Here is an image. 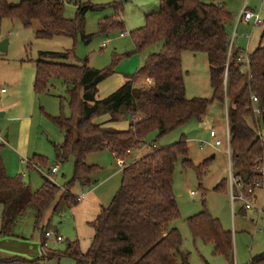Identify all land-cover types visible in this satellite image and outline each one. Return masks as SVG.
<instances>
[{
  "label": "trees",
  "instance_id": "1",
  "mask_svg": "<svg viewBox=\"0 0 264 264\" xmlns=\"http://www.w3.org/2000/svg\"><path fill=\"white\" fill-rule=\"evenodd\" d=\"M64 1L20 0L11 5L0 0V21L17 20L24 27L38 23L35 31L39 40L80 37L88 44L91 35L84 34L85 15L99 11L90 3L75 1L74 19H66ZM227 0H158V9L144 15L142 28L132 32L135 52L147 56L132 78L104 99L97 98L98 85L113 74V68L95 70L67 65L70 53L40 52L35 61L33 90L36 94L48 93L52 81H60L65 88L69 117L62 114L53 122L63 135L60 145H54L58 164L73 160V178L62 188L42 177L37 191L19 177L6 175L0 150V236H9L11 226L28 206L37 210L39 219L51 207L60 203L74 207L78 197L72 195L74 185H91L89 176L94 167L85 162L90 154L108 151L116 161L124 164L135 151L141 150L145 139L155 133V142L169 133L185 127L189 122L200 123L213 103L227 106L230 168L232 177L243 186L261 183L263 175L258 169L264 164V142L260 135L264 129V45L248 53L249 70L241 71L237 58L245 51L235 48L229 52V26L231 15L226 11ZM115 18H106L99 25V34L122 33L124 26L117 17L122 3L110 5ZM260 39L264 38V20ZM203 54L208 64L209 98H186L182 54ZM117 62L114 59L113 64ZM146 80L151 83L147 84ZM251 96L256 97L254 115ZM65 101L64 97H59ZM107 115L106 124H94L95 117ZM127 121L126 130L107 127L119 119ZM180 162L184 170H193L199 187L207 173L208 160L194 166L188 158L186 139L165 147L150 148L139 159L121 170L120 186L109 205L101 210L92 223L94 236L88 250L81 253L78 246L67 245L65 257L74 264H188L187 255L181 252L182 239L176 229L168 226L179 219L173 193V175ZM30 167L45 164L42 157L33 155ZM221 180L213 191L226 190ZM205 196V190L202 191ZM202 211L187 219L194 241L210 245L213 253L233 264L232 235L222 229L202 203ZM243 211H246L244 208ZM41 234V245L44 237ZM16 258L1 259L0 264H18ZM248 264H264V253L253 257Z\"/></svg>",
  "mask_w": 264,
  "mask_h": 264
},
{
  "label": "rangeland",
  "instance_id": "2",
  "mask_svg": "<svg viewBox=\"0 0 264 264\" xmlns=\"http://www.w3.org/2000/svg\"><path fill=\"white\" fill-rule=\"evenodd\" d=\"M90 3L95 7H102L99 11L88 12L85 15L84 34L91 35L88 44H84L80 37L76 40L67 37H54L39 40L35 38V31L40 29L38 23L24 27L17 20L4 19L0 21V43L7 42L5 52H0V150L1 159L6 175L10 178L19 177L21 181L37 191L43 184L42 177L48 171L59 166L57 174L50 180L57 187L62 188L74 174L73 160L58 164L54 156V145H60L63 135L53 122V118L63 115L69 117L71 110L68 105L65 88L60 81H52L48 93L36 94L33 90L35 78V61L40 52L70 53L67 65L81 66L87 61V67L95 70L113 68V74L103 80L97 87V98L104 99L115 92L127 78L136 75L147 54L135 52L131 33L142 28L144 15L158 8V0H70L64 1L63 16L74 19L76 6L74 3ZM11 5H17L20 0H7ZM114 2L122 3V13L117 20L123 23L120 31L105 35L99 34V25L106 18H115L110 5ZM244 0H227L224 2L226 11L231 15L229 26L230 39L236 32L234 47L251 53L260 42L261 29L253 23L247 26L237 24L239 11ZM261 0H248V9L258 13L264 20V4ZM236 27V29H235ZM249 37V38H247ZM105 45L102 49L101 46ZM264 45V39L262 41ZM117 62L113 64L114 59ZM184 71V86L186 98H209L211 89L208 84V64L205 55L186 53L181 58ZM5 94L1 93V90ZM4 96V98H2ZM64 97L65 101H60ZM217 105L208 107L207 116L198 123L189 122L185 127L177 129L155 142V133L145 139L141 150L135 151L124 161L127 166L136 161V156L143 155L154 145L165 147L178 142L181 137L186 139L188 158L194 166L208 160L207 173L200 182L197 181L193 170H184L181 163L175 166L173 175V193L179 211V219L170 224L167 230L176 229L182 239L181 252L187 255L188 264H227L226 260L213 253L210 245L194 241L187 225V219L202 211V203L206 211L217 219L223 230L229 231L233 240V264H248L253 257L264 253V215L257 211H243L240 202L231 204L228 192V175L231 171L230 158L225 154L224 127L222 119H215L212 123L209 115L216 113ZM109 120L107 115L95 117L94 124H103ZM110 128L123 131L127 128V121L119 119L109 123ZM214 130L222 146L214 149L210 146L214 142L209 137L210 130ZM202 146V147H201ZM33 155L42 157L45 164L39 168L27 169L28 161ZM214 156V158H212ZM94 171L89 176L91 185H74L72 195L79 199L74 207H66L62 202L55 210L51 207L41 219L37 210L28 206L25 212L10 228L9 236H0V258H16L18 264H74L64 256L67 245L73 243L81 253H85L94 236L93 221L101 210L107 207L120 186L121 169L118 162L107 152L90 154L85 160ZM263 175L261 187L256 191L253 206L264 213V164L260 167ZM226 180L227 189L213 191L221 180ZM205 190V196H203ZM191 193L194 195L192 196ZM2 208L0 207V216ZM1 227V223H0ZM44 230L51 233L46 238V247L41 245V234ZM61 237L57 241L55 236Z\"/></svg>",
  "mask_w": 264,
  "mask_h": 264
},
{
  "label": "built area",
  "instance_id": "3",
  "mask_svg": "<svg viewBox=\"0 0 264 264\" xmlns=\"http://www.w3.org/2000/svg\"><path fill=\"white\" fill-rule=\"evenodd\" d=\"M261 10H262V6L264 4V0H261ZM248 0H244L243 6L241 8V10L239 11L238 17H237V24L236 27L239 24H245V25H249L250 23H253L254 27H261L262 24V20L260 19V12L255 13L251 10L248 9ZM235 27V29H236ZM121 38L125 36L124 33H121L119 35ZM236 38V32L234 30L233 32V36L230 40L229 43V52L231 50V47L234 43V40ZM104 46V45H103ZM237 62H239L242 66L241 71L243 72H248L249 70V58H248V53L244 52L241 56H239L237 58ZM147 84H150L151 82L149 80H146ZM3 92V90H2ZM252 106H253V113L254 115H259V110L255 107L256 104V97L255 96H251L250 98ZM225 128H226V154L228 155V157L230 158V150H229V131H228V122H227V111L225 112ZM209 137L214 140V146L215 147H219L221 145V142L219 140H216V135L214 131H210L209 132ZM262 141L264 142V140L262 139ZM202 147V146H201ZM28 165L30 164L29 161L27 162ZM31 165V164H30ZM124 164L119 162V167L122 170L124 168ZM58 171V165H56L55 167L51 168L48 171L47 176H45L47 178V180H49L50 182H52L50 180V178L52 176H54L55 174H57ZM259 173H261L260 168L258 169ZM262 174V173H261ZM227 183H228V192L230 195V201L232 203L240 202L243 205V208L247 211V210H254L257 211L260 215H264V213L262 211H258L255 209V207L253 206V198H254V192L256 189L261 187V183L256 182L253 184V187L251 186H243L240 182H238L237 179L232 177L231 172L228 175V179H227ZM191 195L193 196L194 194L191 193ZM45 239L46 238H50L51 234L50 233H45L44 235ZM57 241H60V238H56ZM44 247H46V243H44Z\"/></svg>",
  "mask_w": 264,
  "mask_h": 264
},
{
  "label": "crops",
  "instance_id": "4",
  "mask_svg": "<svg viewBox=\"0 0 264 264\" xmlns=\"http://www.w3.org/2000/svg\"><path fill=\"white\" fill-rule=\"evenodd\" d=\"M158 9V8H157ZM151 12H155V11H151ZM151 12H149V13H151ZM146 14H148V13H146ZM145 14V15H146ZM241 25H244V26H247L248 27V25H245V24H241ZM263 26V25H262ZM262 26L260 27V28H262ZM247 38H249V37H247ZM264 39V38H263ZM263 39L261 40L260 39V42L258 43V45H257V47L259 46V45H262V41H263ZM234 44V43H233ZM104 45V44H103ZM101 46V48L103 49L104 47H105V45L104 46ZM256 47V48H257ZM184 54H186V53H183L182 54V56L184 55ZM3 90V89H2ZM2 90H1V93L2 94H5V91L3 90V92H2ZM2 98H4V96L2 97ZM99 99V98H98ZM101 99V98H100ZM216 105H217V110H216V113L215 114H218V116H214V114H212V115H209V117H210V119H211V121H212V123H214L213 121H215V119L218 121L219 119H222L223 118V121H224V123H225V112L227 111V106H226V103H224V104H219V103H215ZM207 116V112H206V115H205V117ZM204 117V118H205ZM108 121H106L105 123H103V124H106ZM202 122V121H201ZM110 125L111 124H107L106 126L107 127H110ZM127 126H128V123H127ZM210 131H214L213 129L212 130H210ZM215 135H216V140H219V139H217V134L215 133ZM260 135H261V137H262V139L264 140V129L263 130H261V132H260ZM224 140H225V154H226V128L224 127ZM220 142H221V145L219 146V147H221L222 146V141L221 140H219ZM214 142H211L210 143V146H212V148H214V149H217V148H219V147H215L214 146V144H213ZM156 147V146H155ZM108 152V151H107ZM142 155V154H141ZM141 155H139V156H136V158H135V160H137V159H139L140 157H141ZM114 158V157H113ZM213 158H214V156H213ZM118 162V161H117ZM118 164H119V162H118ZM60 165V164H59ZM231 167V166H230ZM5 168V167H4ZM58 171H59V166H58ZM58 171H57V173H58ZM258 189H260V188H258ZM258 189H256L255 190V192H254V198H253V200L254 199H256V191L258 190ZM87 195H85V194H82L79 198H78V200L79 199H82V201L85 199V197H86ZM231 204L232 205H234V203H232L231 202ZM51 234V233H50ZM55 238H60L61 239V237H59V236H55ZM234 254V253H233Z\"/></svg>",
  "mask_w": 264,
  "mask_h": 264
},
{
  "label": "water",
  "instance_id": "5",
  "mask_svg": "<svg viewBox=\"0 0 264 264\" xmlns=\"http://www.w3.org/2000/svg\"><path fill=\"white\" fill-rule=\"evenodd\" d=\"M7 42H2L0 43V52L3 53L5 52V47H6ZM213 158V157H212Z\"/></svg>",
  "mask_w": 264,
  "mask_h": 264
}]
</instances>
